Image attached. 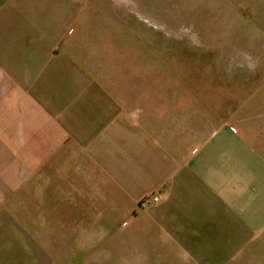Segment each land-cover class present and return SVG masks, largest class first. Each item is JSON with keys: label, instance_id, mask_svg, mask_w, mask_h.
Listing matches in <instances>:
<instances>
[{"label": "crops", "instance_id": "0c3cea01", "mask_svg": "<svg viewBox=\"0 0 264 264\" xmlns=\"http://www.w3.org/2000/svg\"><path fill=\"white\" fill-rule=\"evenodd\" d=\"M111 6L0 0V234L55 264H264V115L210 129L107 76Z\"/></svg>", "mask_w": 264, "mask_h": 264}, {"label": "rangeland", "instance_id": "374dc122", "mask_svg": "<svg viewBox=\"0 0 264 264\" xmlns=\"http://www.w3.org/2000/svg\"><path fill=\"white\" fill-rule=\"evenodd\" d=\"M111 2L123 45L110 49L123 55L102 59L107 76L144 82L145 97L190 99L210 129L264 115V0ZM58 246L9 245L0 234V264H55Z\"/></svg>", "mask_w": 264, "mask_h": 264}, {"label": "built area", "instance_id": "2783aa9c", "mask_svg": "<svg viewBox=\"0 0 264 264\" xmlns=\"http://www.w3.org/2000/svg\"><path fill=\"white\" fill-rule=\"evenodd\" d=\"M159 199H160V197H159V196H156V197L153 198V201H154V202H158Z\"/></svg>", "mask_w": 264, "mask_h": 264}]
</instances>
